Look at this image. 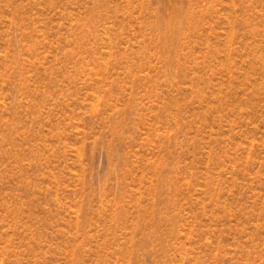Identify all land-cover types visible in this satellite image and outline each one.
<instances>
[{
	"label": "rangeland",
	"instance_id": "obj_1",
	"mask_svg": "<svg viewBox=\"0 0 264 264\" xmlns=\"http://www.w3.org/2000/svg\"><path fill=\"white\" fill-rule=\"evenodd\" d=\"M0 264H264V0H0Z\"/></svg>",
	"mask_w": 264,
	"mask_h": 264
}]
</instances>
